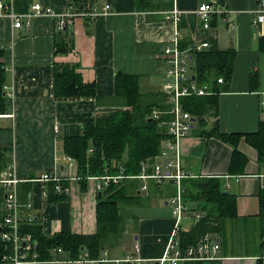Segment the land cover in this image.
Segmentation results:
<instances>
[{"label": "crops", "instance_id": "obj_1", "mask_svg": "<svg viewBox=\"0 0 264 264\" xmlns=\"http://www.w3.org/2000/svg\"><path fill=\"white\" fill-rule=\"evenodd\" d=\"M164 1L166 7L163 10L144 12L136 9L135 0H100L99 5L111 4V13L91 20L77 17L68 26V32L73 35V51L55 56V42L60 35L57 19L74 9L72 0H0V3L11 5L13 12L21 15L24 21V26L18 28L14 18L0 15V61L5 64L8 74L6 84L11 87L10 105L0 113V139L5 136L8 141L12 140L9 158L15 163L21 179L19 199L22 209L27 212L26 204L32 203L28 212L41 224L44 234L50 236L60 231L93 234L96 231L100 192L89 178L83 189L76 177L75 159L69 160L63 152V138L80 135L85 124L94 122L99 114L120 108L122 103L115 95L114 86L118 71L138 75L143 92L163 90V49L173 42L178 29L182 31V48L207 40L210 43L207 49L234 54L230 81L202 83L219 92L220 130L225 133L255 132L260 121H264V23H254L259 0ZM206 1L218 2L230 11L225 18L213 17L208 28L197 14L199 4ZM35 3L52 8L58 15L29 16ZM174 8L181 12L179 21L167 17L166 12ZM55 61L80 64L83 78L96 83L97 96L55 99ZM191 66L195 70V57ZM255 72L259 81L252 88L251 77ZM195 73L197 77L196 70ZM208 120L212 123L213 118ZM195 126L180 141L182 167L198 176H222L225 187L230 184L229 191L237 195L239 217L228 222L227 236L221 241L218 257L188 259L179 264H257L259 260L264 264V234L258 216L260 194L264 190V177L261 176L264 169L259 166L258 152L243 137L239 148L249 157L245 174H230L233 147L217 137L200 135ZM9 129L11 133H8ZM45 172L75 177L69 181L70 192L58 193L60 195L56 197L45 196L43 189L51 182L35 180ZM187 202L190 209L181 222L180 231L190 230L206 217L199 203ZM160 203L167 208L157 207L143 215L133 213V220L138 217L136 229H130L133 222L128 219L118 247L106 249L111 259H123L131 254L152 261L161 258L176 220L166 198ZM198 212L204 217L197 219ZM206 233L220 237L217 233ZM132 235L136 242L127 246L125 243ZM136 243L140 245L139 252H136ZM58 264L99 262L82 259L62 260Z\"/></svg>", "mask_w": 264, "mask_h": 264}, {"label": "trees", "instance_id": "obj_2", "mask_svg": "<svg viewBox=\"0 0 264 264\" xmlns=\"http://www.w3.org/2000/svg\"><path fill=\"white\" fill-rule=\"evenodd\" d=\"M100 0H72L73 10L77 12L89 11ZM138 11L151 12L163 10L164 0H135ZM87 20L93 18L87 17ZM68 26L59 30L55 42L56 55H65L73 51L74 40ZM62 34H65L62 36ZM2 53V52H0ZM195 70L201 83H213L223 77L230 81L233 74L234 54L216 49H205L194 54ZM5 64L0 61V113H4L10 105V98L4 86L8 81ZM258 73L251 77V86L258 84ZM115 95L121 101L120 108L101 113L96 120L87 123L83 132L78 136L63 138V152L75 159L76 174L83 189L87 186V179L91 176L102 175L105 172L117 174L119 166L125 168L129 175L140 174L142 162L153 158L161 151L164 140L168 136L163 119L151 117L153 109L168 110V96L164 90L143 92L140 87V77L118 71L114 78ZM219 92L207 96L183 97V108L198 120L199 134L207 137H217L233 147L229 173L244 175L249 161L246 153L240 150L239 142L245 137L246 141L258 152V163L264 169V121H260L258 130L249 133H225L219 126ZM97 96L96 83L83 78L80 64L54 62V97L55 99L94 98ZM168 115L165 116V119ZM213 118L212 123L208 120ZM210 126L208 127V125ZM11 133V129L7 130ZM12 151V140L0 144V171L9 163V153ZM138 179H125L120 184H113L101 191L97 202V229L93 234H77L70 231H60L53 235L43 233L42 226L33 217L31 222L21 225L23 232L30 233L37 240L36 248L39 252V264H58L64 260H92L98 261L106 249L118 247L126 231L125 221L128 214L123 210L129 206L131 199L142 193ZM48 187L49 196L60 194L54 190L51 182ZM68 185L69 181L64 180ZM166 182L158 183L150 180L149 189H155L160 194L175 193ZM64 195V194H61ZM184 199L197 202L206 217L199 220L190 230L180 231L179 237L182 247L196 244L206 232L217 233L223 241L227 236L228 222L238 216L237 195L225 187L222 176H197L186 178ZM261 218L264 229V190L260 194ZM3 195L0 193V221L5 216ZM138 220V217H134ZM61 248L62 252H54ZM4 252L0 244V261ZM99 264H114L99 262ZM257 264H263L261 260Z\"/></svg>", "mask_w": 264, "mask_h": 264}, {"label": "built area", "instance_id": "obj_3", "mask_svg": "<svg viewBox=\"0 0 264 264\" xmlns=\"http://www.w3.org/2000/svg\"><path fill=\"white\" fill-rule=\"evenodd\" d=\"M112 11L111 4L108 2L101 5L96 4L89 11L77 12L73 9L69 12L62 13L57 19V30H63L71 25L77 17L97 18L102 14H110ZM229 9L214 1H206L199 4L197 14L201 18L204 27L210 26V21L215 16L226 17ZM168 13L175 21L180 20L181 12L173 9ZM58 15L52 8L43 6L41 3L32 5L30 15ZM0 15L10 16L15 20L16 27L24 26L21 15L13 12L11 5L0 3ZM254 23H264V0H259L258 7L254 11ZM27 26L30 22L27 21ZM182 31L178 29L175 33L173 42L163 49L165 70L163 72L164 92L168 96V110L153 109L151 117L155 119H163L162 123L166 125L168 136L164 140L161 151L153 158H149L142 162L140 174L129 175L125 172V168L120 165L119 172L112 174L105 172L102 175L91 176L89 179L94 181L95 189L99 192L107 189L113 184H120L125 179H140L143 183L140 187L141 191L149 190L150 180L158 183L172 181L176 186V193L166 197V203L171 206L173 217L176 220L167 247L156 261L145 260L141 256L133 254L123 259H111L108 251L105 250L102 257L97 262H119L123 264H179L188 259H209L216 258L221 252V240L219 236L211 233L204 234L200 241L186 247L181 246L179 230L181 222L190 209L188 202L184 199L183 193L185 189L182 186L184 178H194L198 175L194 172L183 169L181 163V147L180 141L189 135L194 128L196 119L189 111L183 108L182 98L190 96H207L217 94L216 91L208 84H202L196 77L195 70L191 66L194 54L202 52L210 46L209 41L203 40L192 47L182 48L180 39ZM219 83H225L223 77L218 78ZM5 90L9 94L10 86L6 84ZM264 104V102H263ZM168 118L165 119V116ZM69 160L73 158L69 155ZM264 177V173L261 175ZM75 177H63L58 172H45L39 179L43 182H52L56 193H69V185L63 184L64 180L70 181ZM19 178L16 165L10 162L3 171L0 172V193L3 195V208L5 216L0 221V244L4 247L0 264H39V252L36 248L37 240L30 233L23 232L21 225L24 222H31L33 214L23 212L22 204L19 199ZM230 184H226L228 188ZM264 188V185H263ZM43 194L49 196L48 188L43 189ZM32 203H27V208H31ZM204 214L196 213V218H202ZM136 252L140 251L139 243L135 244ZM54 252H62L61 248H57ZM264 257V255H263ZM92 261V260H91Z\"/></svg>", "mask_w": 264, "mask_h": 264}, {"label": "rangeland", "instance_id": "obj_4", "mask_svg": "<svg viewBox=\"0 0 264 264\" xmlns=\"http://www.w3.org/2000/svg\"><path fill=\"white\" fill-rule=\"evenodd\" d=\"M195 124H196V126H195L196 129L195 130H197V129L199 130L200 124H199L198 120H196ZM4 143H6V144L8 143V139H6L5 136L2 139H0V144H4ZM185 180H186V178H184L182 180V186H183L184 189H185ZM170 182L171 181L167 180L166 181L167 185H169ZM135 183L137 185H139V187H141V185L143 183V180L138 179V181H135ZM172 188H173V190H175V193H176L177 189H176V186L174 184H172ZM165 195L162 196V194H160L155 189H149V193L148 194H146V191H142V193H141V195L139 197L131 199V201H130L131 204L129 206H124L125 209H123L128 214V216L126 218V221H125L126 228H127L128 219H131V221L133 222V225L131 226L130 229L131 230L136 229L135 220H133V218H132L134 212H135L134 215L136 213H138V215H143L144 213H148L149 211H152V210L156 209L157 207H158V209L167 208L164 204L160 203L166 198ZM183 197H184V193H183ZM28 203H30V202H28ZM168 206H170V205H168ZM26 207H27V204H26ZM28 209H27V212H28ZM23 212H25V211L23 210ZM261 231L264 234V229H262V223H261ZM133 242H136V241H135V239L133 238V235H132L131 237H128V240L126 241L125 244L127 246H130L131 244L133 245ZM129 243H130V245H129Z\"/></svg>", "mask_w": 264, "mask_h": 264}]
</instances>
